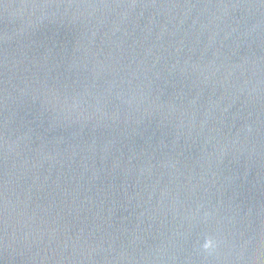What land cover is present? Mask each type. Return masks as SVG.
<instances>
[{
	"label": "water",
	"instance_id": "95a60500",
	"mask_svg": "<svg viewBox=\"0 0 264 264\" xmlns=\"http://www.w3.org/2000/svg\"><path fill=\"white\" fill-rule=\"evenodd\" d=\"M0 264H264V0H0Z\"/></svg>",
	"mask_w": 264,
	"mask_h": 264
}]
</instances>
